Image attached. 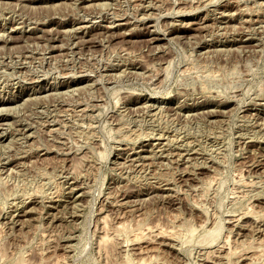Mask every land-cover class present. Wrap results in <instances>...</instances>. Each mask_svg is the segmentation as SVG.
I'll list each match as a JSON object with an SVG mask.
<instances>
[{
    "label": "rangeland",
    "instance_id": "rangeland-1",
    "mask_svg": "<svg viewBox=\"0 0 264 264\" xmlns=\"http://www.w3.org/2000/svg\"><path fill=\"white\" fill-rule=\"evenodd\" d=\"M0 264H264V0H0Z\"/></svg>",
    "mask_w": 264,
    "mask_h": 264
},
{
    "label": "bare ground",
    "instance_id": "bare-ground-1",
    "mask_svg": "<svg viewBox=\"0 0 264 264\" xmlns=\"http://www.w3.org/2000/svg\"><path fill=\"white\" fill-rule=\"evenodd\" d=\"M248 211V210H247ZM11 217V216H10ZM138 233V232H137ZM105 241V240H104ZM108 241V240H107Z\"/></svg>",
    "mask_w": 264,
    "mask_h": 264
}]
</instances>
